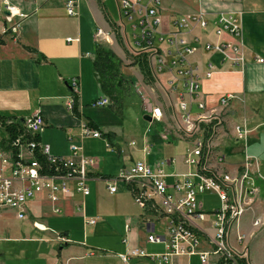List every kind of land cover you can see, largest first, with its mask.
I'll list each match as a JSON object with an SVG mask.
<instances>
[{
	"label": "crops",
	"instance_id": "crops-1",
	"mask_svg": "<svg viewBox=\"0 0 264 264\" xmlns=\"http://www.w3.org/2000/svg\"><path fill=\"white\" fill-rule=\"evenodd\" d=\"M160 1L158 32L165 36L174 29L172 21L178 16L203 11L208 18L216 20L221 13H240L242 38L239 41L244 63L234 65L223 53L206 48L207 42H237L228 32L216 34L213 24L206 29L195 28L191 32H185L184 37L194 48L188 61L201 69L199 94L191 99L186 93L184 81L176 74V69L159 64L158 55L149 58L154 77L151 81L145 79L137 65H131L135 51L133 37L139 29L134 28L132 22L122 16L118 0H80L78 17L67 13L65 0H0V116L22 120L40 112L45 117L47 126L39 139L50 145L54 155H70L69 137L74 136L73 141L83 146L84 154L98 160V166L91 169V193L88 196L76 193L72 197H62L58 202H53L42 192L29 201L27 218L34 229L48 234L45 238L37 239L50 243V247L45 249L47 253L40 255L47 259L46 264L95 263L96 260L91 259L97 256L92 249L101 239L94 240L95 243L91 245L87 244L90 241L83 240L80 236L82 232L77 235L79 239H75L73 223H81L83 220L87 228L86 218H95L93 226H97L99 222H105L116 214L111 205L131 207L132 203L136 204L125 184L117 183V192L111 193L101 177L116 175L125 163L140 160L152 163L160 157L153 155V139L147 137L153 133L150 127L141 136L134 133L132 127L125 131L124 127L118 126L119 123L96 117L92 112L94 108L91 102L105 96L93 68L99 44L112 49L121 58L122 73L133 81L131 92L124 97L123 105L131 97L139 98V108L144 115L149 114L152 107L160 106L163 118L155 121L157 137L168 143L178 139L186 141L180 133L183 125L180 102L183 99L192 100L193 116L209 114L214 109L219 111L224 122L217 129L215 140L219 149L227 156L225 169L229 174L234 176L248 155L254 159V178L256 173L264 178V0ZM5 2L15 7L14 13L9 14L5 10ZM129 27L131 34L128 33ZM98 28L106 31L108 41H99L96 36ZM113 28H117L116 34ZM116 35L120 36L119 40L115 38ZM165 50L166 47H163L159 55L162 54L168 64L170 57ZM210 64L213 66L212 74L206 77L204 71ZM74 79L79 84L82 116L104 133L102 138L81 136L77 117L66 108L67 100L73 95ZM228 94L233 99L224 110L220 106V99ZM200 101L205 104V110L198 107ZM195 106L197 111L193 112ZM112 111L114 112L113 109ZM237 124L247 127V138H236L234 126ZM108 141L115 151L108 148ZM132 142L135 144L132 145ZM173 168L176 172L186 170L184 162L182 166L176 165ZM255 182L259 189L255 206L241 216L238 224L232 226L227 242L236 250L246 249L249 264H264V223L261 226L253 224L257 218L264 221V179L260 182L255 178ZM135 204L134 207L138 206L139 211L126 216L125 242L129 240V243H124L122 248H138L148 253L147 247L151 244L148 237L154 231L163 234L165 229L160 231L156 218ZM58 209L61 211L58 212ZM14 214L19 219L15 212ZM56 218H62L63 225L49 229L47 223ZM34 222L42 224L44 229L36 228ZM208 225L205 224L207 228ZM238 234L244 236L243 242L237 241ZM13 235L14 237L6 239L37 242L33 238L19 237V233ZM200 247L201 250L210 248L204 239L201 240ZM101 252L98 259H105L110 255L104 250ZM121 254H124L123 251L117 254L119 259ZM191 257H174L173 264H191ZM121 261L126 264L122 259ZM0 264L4 263L1 261Z\"/></svg>",
	"mask_w": 264,
	"mask_h": 264
},
{
	"label": "built area",
	"instance_id": "built-area-1",
	"mask_svg": "<svg viewBox=\"0 0 264 264\" xmlns=\"http://www.w3.org/2000/svg\"><path fill=\"white\" fill-rule=\"evenodd\" d=\"M118 1L122 16L132 22L134 28L139 29L133 37V55L146 53L148 59L158 55L159 64L176 69V74L184 81L186 93L191 99L199 94L201 69L188 61L194 48L184 37L185 32H191L195 28L206 29L213 24L216 34L228 32L237 42H207L206 48L223 53L234 65L244 63L239 41L242 38L240 13H221L216 20L208 18L203 11L178 16L172 21L174 29L165 36L158 32L160 0ZM79 2L80 0H65L70 16H79ZM5 10L12 14L15 7L5 2ZM96 36L99 41H108L106 31L102 28H98ZM163 47H166V55L170 57L168 64L164 56L159 55ZM212 69L210 64L204 75L209 77ZM74 95L79 97L76 79L73 80V95L67 100L66 108L77 117L81 136L104 137V133L92 127L81 113H75ZM232 99L230 94L222 96L221 108H228ZM109 104L107 96L91 102L93 107ZM191 106L192 100L183 99L180 102L181 120L184 123L183 138L189 143L183 160L186 166L184 172L170 171L169 168L176 163V159L160 156L152 163L143 160L125 163L116 175L101 177L111 193L117 192V183H124L140 208L165 226V233L157 234L154 231L148 237V242H163L166 252L148 254L138 248L130 249L120 255L126 264H129L131 258L144 257L158 264H173L174 257L193 255L199 256L201 264H237L239 258L248 261L246 249L231 251L227 245V237L232 226L238 224L241 216L253 208L258 198L259 189L252 171L254 159L247 155L236 174L230 175L225 169L227 156L219 149L216 140L210 139V130L207 132L206 125L213 120L216 123L211 128L223 125L219 111L214 109L209 114L193 116ZM198 107L206 109L201 101L198 102ZM78 110L82 111L80 102ZM149 114L156 122L163 118L160 106L152 107ZM46 126V119L40 112L22 120L6 118L0 121V213L14 211L19 219H24L28 216L29 201L42 192L53 202H58L62 197H72L76 193L83 197L91 193V169L98 166V160L86 156L83 146L73 141L74 136L69 137L70 155H54L50 145L39 139ZM234 129L238 140L247 138L249 130L245 125L237 124ZM131 144L134 145L135 142ZM108 148L115 151L109 141ZM207 150L216 151L215 160L207 159ZM203 193L216 194L219 206L210 211L204 210L203 203L198 200ZM86 223L93 225L96 219L86 218ZM155 223L156 221L154 229ZM206 223L209 228L205 226ZM253 224L260 225L261 219H255ZM34 225L39 230L44 229L38 222H34ZM202 239L210 246L209 249L201 250ZM243 239L242 234L237 235V241L243 242Z\"/></svg>",
	"mask_w": 264,
	"mask_h": 264
},
{
	"label": "rangeland",
	"instance_id": "rangeland-1",
	"mask_svg": "<svg viewBox=\"0 0 264 264\" xmlns=\"http://www.w3.org/2000/svg\"><path fill=\"white\" fill-rule=\"evenodd\" d=\"M112 2V1H111ZM115 3V2H114ZM116 6V5H115ZM3 9V8H2ZM114 34H116L117 28L114 29ZM128 33H132L131 28L129 27ZM115 38L119 40L120 36L116 35ZM119 43V42H118ZM134 56V55H133ZM139 102L140 99H135V97H131L129 100H127L126 104L123 105V109L121 113H118L116 111H112L110 109L109 105L102 106V107H93L94 109L92 112L97 115L96 117H104L107 119H110V121L119 123L118 126L124 127V130L127 131L130 127L134 128L133 132L136 134H142L148 127H150V131L153 133L149 134L147 137L153 139V147L151 148L153 150V155H160L163 158H169L173 157L176 159V163L169 168L170 171H173V167L182 166L184 155L186 152V149L188 148V143L183 140H177L173 142H166L160 137H157L155 135L156 132V122H148L144 119V114H142L140 108H139ZM197 108L194 107V111L196 112ZM113 114L114 116H111ZM264 119V118H263ZM182 124V123H181ZM180 133L183 135L184 133V123L181 125ZM217 129L218 128H211L210 129V139L215 140L217 137ZM130 134V131H129ZM108 151H110L107 148ZM252 153V150H250ZM150 154V153H149ZM208 160H215L216 159V151L210 150L209 151ZM100 159V158H99ZM260 159V158H259ZM102 159H100L101 161ZM261 160V159H260ZM262 165H264V162L262 161ZM256 181H263L264 178H260L259 174H255ZM119 184H124L122 182H119ZM260 188L263 191V188L260 186ZM131 194V193H130ZM198 200L203 203L202 208L204 210L210 211L214 209L215 207L219 206L220 202L218 200V197L216 194H210V193H203L198 197ZM112 203V202H111ZM135 203L131 204V207H124L121 204H113L111 205L112 211H114L116 214L112 216V218L107 219L105 222H99L97 226H90L88 225L87 228L84 226L83 220L81 223L74 222V238L79 239L77 235L82 232L81 237H83V240L90 241L91 243H95L94 240L101 239V242L99 241L98 244L93 245V251L95 252L96 256L95 258H92L91 260H96L95 263L92 264H124L121 259L117 256L118 253L122 252L125 254L129 252L132 249V247H129L127 250L124 247V243H129V240L125 242V238H127L126 234L124 232V225L126 221V216H129L132 214V212H138L139 208ZM255 206V204H254ZM253 206V208H254ZM253 208L251 210H253ZM90 215V214H89ZM91 216V215H90ZM27 218V217H26ZM64 221L62 218H56L53 219L52 222L47 223L49 226V229L58 228L60 225H63ZM264 221L261 219V225H263ZM161 222L158 223L157 228L160 231L164 230V226ZM13 233H19V237H27V238H33V239H41L48 236L47 233L37 231L33 228V225L31 224V221L27 219H17L14 212H2V215L0 216V262L2 261L4 264H46L45 258H41V253H47L45 249H48L50 247V243L48 242H40L37 240V242H30V241H21V240H8L6 238H12L14 237ZM87 234V236H86ZM86 237V238H85ZM94 237V238H91ZM255 240V239H254ZM77 241V240H76ZM97 242V241H96ZM230 245V244H229ZM40 248V249H39ZM233 248V247H232ZM258 247L255 248V253L258 252ZM234 251H239L233 248ZM101 250L106 251V254H110L109 256L105 257V259H98L99 254H102ZM147 250L149 254L153 253H164L166 252L165 244L163 242L159 243H151ZM40 251V252H39ZM152 252V253H151ZM130 264H158L157 262H153L148 258L144 259H136L131 258ZM193 261H191V264H201L199 261L198 255H193L191 257ZM98 262V263H97ZM91 264V262H89Z\"/></svg>",
	"mask_w": 264,
	"mask_h": 264
},
{
	"label": "trees",
	"instance_id": "trees-1",
	"mask_svg": "<svg viewBox=\"0 0 264 264\" xmlns=\"http://www.w3.org/2000/svg\"><path fill=\"white\" fill-rule=\"evenodd\" d=\"M122 65L123 61L116 55V53L112 49L101 44L97 46L95 51V58L93 61V68L97 78V82L102 93L110 99L109 106L118 113H121L123 109V99L131 92L133 84V81L127 78L122 73ZM131 65H137L146 80L151 81L154 79L149 64L148 55L146 53L135 55L132 58ZM74 98L76 109L75 113L80 115L81 112L78 110L79 97L74 95ZM3 120H6V118L0 116V121ZM214 123H216L215 120L206 125L208 130L207 132H209ZM89 124L93 127L90 122ZM105 136L109 137V135L106 133ZM237 264L249 263L245 258H239L237 259Z\"/></svg>",
	"mask_w": 264,
	"mask_h": 264
},
{
	"label": "water",
	"instance_id": "water-1",
	"mask_svg": "<svg viewBox=\"0 0 264 264\" xmlns=\"http://www.w3.org/2000/svg\"><path fill=\"white\" fill-rule=\"evenodd\" d=\"M144 119L146 120V121H148V122H152V116L151 115H149V114H146V115H144Z\"/></svg>",
	"mask_w": 264,
	"mask_h": 264
},
{
	"label": "bare ground",
	"instance_id": "bare-ground-1",
	"mask_svg": "<svg viewBox=\"0 0 264 264\" xmlns=\"http://www.w3.org/2000/svg\"><path fill=\"white\" fill-rule=\"evenodd\" d=\"M220 101H221V99H220ZM160 114H163L161 108H160ZM209 151H210V150H207V158H208V156H209V154H208ZM227 238H228V237H227ZM227 245H228V247H229V249H230L231 251H234V249L228 244V242H227Z\"/></svg>",
	"mask_w": 264,
	"mask_h": 264
}]
</instances>
